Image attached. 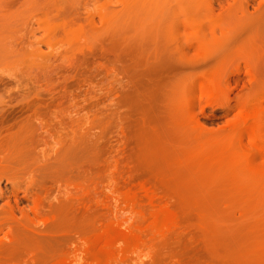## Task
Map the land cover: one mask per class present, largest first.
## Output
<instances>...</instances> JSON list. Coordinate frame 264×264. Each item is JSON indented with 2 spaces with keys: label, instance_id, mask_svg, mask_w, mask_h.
<instances>
[{
  "label": "rangeland",
  "instance_id": "obj_1",
  "mask_svg": "<svg viewBox=\"0 0 264 264\" xmlns=\"http://www.w3.org/2000/svg\"><path fill=\"white\" fill-rule=\"evenodd\" d=\"M0 264H264V0H0Z\"/></svg>",
  "mask_w": 264,
  "mask_h": 264
},
{
  "label": "bare ground",
  "instance_id": "obj_2",
  "mask_svg": "<svg viewBox=\"0 0 264 264\" xmlns=\"http://www.w3.org/2000/svg\"><path fill=\"white\" fill-rule=\"evenodd\" d=\"M258 111H259V110H258ZM252 112H253V111H252ZM256 118H257V117H256ZM251 136H252V135H251ZM253 137H254V136H253ZM245 157H246V156H245ZM129 185H130V184H129ZM137 189H138V188H137ZM134 193H135V192H134ZM141 193H142V192H141ZM145 193H147V192H145ZM148 193H149V192H148ZM148 193H147V194H148ZM150 193H151V192H150ZM136 194H137V193H136ZM138 194H139V193H138ZM145 195H146V194H145ZM135 196H136V195H134V197H135ZM146 196L149 197L148 195H146ZM150 198H151V197H150ZM135 200H136V197H135ZM137 200H138V199H137ZM130 201H134V198H132V200H130ZM156 201H157V200H156ZM135 202H137V201H135ZM166 202H168V201H166ZM132 203H134V202H132ZM164 203H165V202H164ZM166 205H167V204H166ZM132 206H133V205H132ZM149 207H150V206H149ZM133 208H134V207H133ZM142 208H143V207H142ZM147 210H148V209H147ZM169 210H170V209H169ZM140 211H141V210H140ZM144 211H145V210H144ZM153 211H155V210H153ZM153 211H151V212H153ZM138 213H139V212H138ZM153 213H154V212H153ZM134 215H135V214H134ZM145 215H146V214H145ZM151 218H153V217H151ZM151 218H150V219H151ZM174 218H175V217H174ZM150 219H149V220H150ZM175 220H176V218H175ZM144 222H145V221H144ZM146 222H147V221H146ZM151 222H152V221H151ZM151 222H150V223H151ZM169 222H170V220H169ZM173 222L175 223V221H173ZM166 223H167V221L165 222V225H162V226H166ZM144 224H145V223H144ZM149 225L151 226V224H149ZM149 225H148V226H149ZM152 226H153V225H152ZM152 226H151V227H152ZM172 227H173V226H172ZM136 228H137V227H136ZM147 228H149V227H147ZM144 229H145V227L142 229V231H143ZM134 230H135V229H134ZM134 230H132V231H134ZM146 230H148V229H146ZM146 230H145V232H146ZM151 230H152V228H150V231H151ZM155 230H156V229H155ZM135 232H136V231H135ZM143 232H144V231H143ZM141 233H142V232H141ZM147 233H148V232H147ZM150 233H151V232H150ZM134 234H135V233H134ZM104 235H105V234H103V236H104ZM135 235H136V234H135ZM138 235L140 236V234H138ZM147 236H148V235H147ZM106 237H107V236H106ZM108 237H109V236H108ZM108 237H107V238H108ZM127 238H128V237H127ZM140 238H141V237H140ZM143 238H144V237H143ZM102 239H103V238H102ZM141 240H142V239H141ZM119 241H120V240H119ZM127 241H128V239H127ZM134 241H135V240H134ZM137 241L139 242V240H137ZM100 242H102V241H100ZM100 242H99V244H100ZM138 242H137V243H138ZM112 244H113V243H112ZM100 245L102 246V244H100ZM103 246H104V245H103ZM103 246L100 247V248H104V247H105V246H104V247H103ZM111 246H112V245H111ZM111 246H109V248H111ZM137 246H138V245H137ZM106 247H107V246H106ZM106 247H105V248H106ZM95 249H96V248H95ZM95 249H94V250H95ZM113 250H114V249H113ZM95 251H96V250H95ZM92 253H93V252H92ZM92 253H91V254H92ZM93 254H94V253H93ZM94 255H95V254H94ZM108 255H109V254H108ZM106 257H107V256H106ZM111 259H112V258H111ZM98 261H99V260H98ZM104 261H105V260H104ZM92 262H93V261H92Z\"/></svg>",
  "mask_w": 264,
  "mask_h": 264
}]
</instances>
